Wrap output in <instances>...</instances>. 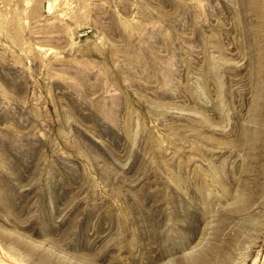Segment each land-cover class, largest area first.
I'll use <instances>...</instances> for the list:
<instances>
[{
	"label": "rangeland",
	"instance_id": "obj_1",
	"mask_svg": "<svg viewBox=\"0 0 264 264\" xmlns=\"http://www.w3.org/2000/svg\"><path fill=\"white\" fill-rule=\"evenodd\" d=\"M0 264H264V0H0Z\"/></svg>",
	"mask_w": 264,
	"mask_h": 264
},
{
	"label": "bare ground",
	"instance_id": "obj_2",
	"mask_svg": "<svg viewBox=\"0 0 264 264\" xmlns=\"http://www.w3.org/2000/svg\"><path fill=\"white\" fill-rule=\"evenodd\" d=\"M0 262H2V261L0 260Z\"/></svg>",
	"mask_w": 264,
	"mask_h": 264
}]
</instances>
